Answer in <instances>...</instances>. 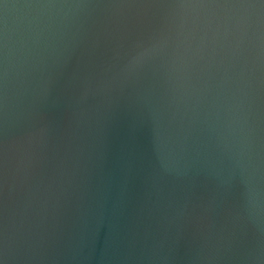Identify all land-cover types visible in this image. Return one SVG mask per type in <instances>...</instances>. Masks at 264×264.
<instances>
[{
  "label": "water",
  "instance_id": "obj_1",
  "mask_svg": "<svg viewBox=\"0 0 264 264\" xmlns=\"http://www.w3.org/2000/svg\"><path fill=\"white\" fill-rule=\"evenodd\" d=\"M0 264H264V0H0Z\"/></svg>",
  "mask_w": 264,
  "mask_h": 264
}]
</instances>
